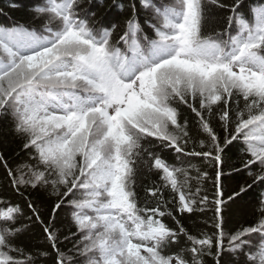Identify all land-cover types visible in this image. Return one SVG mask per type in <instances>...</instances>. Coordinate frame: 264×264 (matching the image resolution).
<instances>
[{"label": "snow or ice", "instance_id": "6c2138e0", "mask_svg": "<svg viewBox=\"0 0 264 264\" xmlns=\"http://www.w3.org/2000/svg\"><path fill=\"white\" fill-rule=\"evenodd\" d=\"M30 11L0 26V120L28 155L0 152V264H264V0H130L119 31L84 0ZM241 170L250 182L229 191ZM238 201L251 219L229 226ZM36 226L33 251L18 241Z\"/></svg>", "mask_w": 264, "mask_h": 264}, {"label": "trees", "instance_id": "16d2710c", "mask_svg": "<svg viewBox=\"0 0 264 264\" xmlns=\"http://www.w3.org/2000/svg\"><path fill=\"white\" fill-rule=\"evenodd\" d=\"M10 0H0V26L10 27L15 23H28L32 19V13L30 8L38 2V0H16L18 7L10 8L8 6ZM139 3V0H137ZM246 9L251 4L259 3V0H244ZM130 0H91V5L88 4V0H84V4L90 7V10L96 12L98 17L105 22V26H111L112 24L117 25V30L119 31L120 26L127 18L128 5ZM145 18V14L141 13V19ZM38 26V25H37ZM185 115H188L186 112ZM191 118V117H189ZM217 132L222 136L223 131L217 127ZM21 140L12 131L10 122L0 120V152H2L13 167L15 164L21 163L28 159V155L21 151ZM225 155L228 160L229 167L225 168V172H230L231 167H240L241 152L239 151V142H233L225 149ZM198 166L204 168L208 167L207 164L199 159L193 161ZM211 173L212 169L208 167ZM156 179V177H152ZM250 178L247 176V172L241 170L240 172H231L230 178L224 181L225 186L229 191L238 188L240 184ZM6 185L4 180V171L0 168V192L3 191ZM209 190H211V185H208ZM259 189L250 190L249 196L245 197V201H253L255 196L258 194ZM32 199L35 201L39 210L43 216V219L47 222L52 219V208L55 203V197H49L46 193H41L38 195H33ZM2 207V206H0ZM230 214V225H236L237 222L244 220L245 218L251 219L248 215V211L245 209L243 202H237L229 210ZM211 212L208 213V217H211ZM202 222V217L196 218V223L200 224ZM54 223L56 228L61 233H67L70 226V209L67 204L62 205L61 209L57 211L55 215ZM185 223L192 227L193 221L188 220ZM210 230V228L208 229ZM74 231V229H73ZM63 239V236H61ZM18 243H21L27 249L35 251L36 249L46 248L47 242L44 236L41 234V229L39 226L33 228V231L28 234H24L20 237ZM67 247H71V244H67ZM233 259L232 256L225 254L222 257V264L229 262ZM44 264H51V261H46ZM209 264H211L209 258Z\"/></svg>", "mask_w": 264, "mask_h": 264}]
</instances>
